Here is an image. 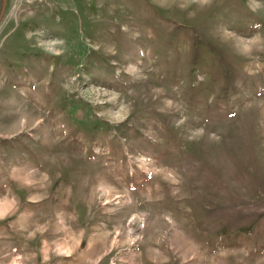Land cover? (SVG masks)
<instances>
[{"label": "rangeland", "instance_id": "1", "mask_svg": "<svg viewBox=\"0 0 264 264\" xmlns=\"http://www.w3.org/2000/svg\"><path fill=\"white\" fill-rule=\"evenodd\" d=\"M0 264H264V0H0Z\"/></svg>", "mask_w": 264, "mask_h": 264}, {"label": "water", "instance_id": "2", "mask_svg": "<svg viewBox=\"0 0 264 264\" xmlns=\"http://www.w3.org/2000/svg\"><path fill=\"white\" fill-rule=\"evenodd\" d=\"M5 7H6V1H5V3H4V9H3V11H2V15H1V17H0V20L3 18V15H4V13H5Z\"/></svg>", "mask_w": 264, "mask_h": 264}]
</instances>
